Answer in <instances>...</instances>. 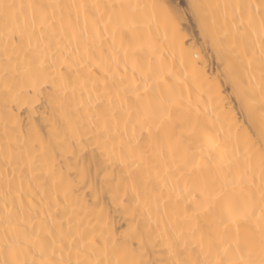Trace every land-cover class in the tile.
I'll return each instance as SVG.
<instances>
[{
  "label": "snow or ice",
  "instance_id": "snow-or-ice-1",
  "mask_svg": "<svg viewBox=\"0 0 264 264\" xmlns=\"http://www.w3.org/2000/svg\"><path fill=\"white\" fill-rule=\"evenodd\" d=\"M0 264H264V0H0Z\"/></svg>",
  "mask_w": 264,
  "mask_h": 264
},
{
  "label": "bare ground",
  "instance_id": "bare-ground-1",
  "mask_svg": "<svg viewBox=\"0 0 264 264\" xmlns=\"http://www.w3.org/2000/svg\"><path fill=\"white\" fill-rule=\"evenodd\" d=\"M212 2H214V0H212ZM202 70L205 71V72H207L209 75L213 74V71H214V70H213V67H212L210 64H209L208 67H207V63H206V61H205V63H204V68H203ZM188 71H189V73H191V72H192V68L189 67ZM195 87H196V86L193 85V90H191V94H192V97H193L194 100L197 98V96H196V91L194 90ZM223 107H224V105L221 104V108H223ZM229 107H230V105H229Z\"/></svg>",
  "mask_w": 264,
  "mask_h": 264
}]
</instances>
